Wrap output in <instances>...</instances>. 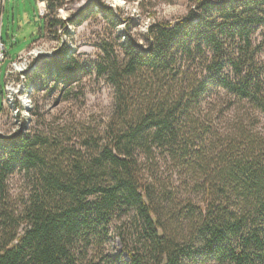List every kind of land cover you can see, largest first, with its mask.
Masks as SVG:
<instances>
[{
	"label": "trees",
	"instance_id": "trees-1",
	"mask_svg": "<svg viewBox=\"0 0 264 264\" xmlns=\"http://www.w3.org/2000/svg\"><path fill=\"white\" fill-rule=\"evenodd\" d=\"M46 1V27L58 36L73 20L55 11L73 0ZM98 11L121 21L107 5ZM261 26L264 0H193L176 21L150 23L142 40L123 26V40L103 43L93 66L66 43L43 57L28 84L44 78L69 100L85 76L104 75L113 110L106 124L79 128L80 149L65 145L70 132L24 125L0 135V193L14 170L36 179L20 209L0 203V264L113 263L99 248L113 232L116 263L124 252L129 264H264ZM55 147L66 152L53 156Z\"/></svg>",
	"mask_w": 264,
	"mask_h": 264
},
{
	"label": "rangeland",
	"instance_id": "rangeland-1",
	"mask_svg": "<svg viewBox=\"0 0 264 264\" xmlns=\"http://www.w3.org/2000/svg\"><path fill=\"white\" fill-rule=\"evenodd\" d=\"M41 1L0 0V135H10L25 125L32 132L59 133L63 139L70 135L71 139L65 140V145L80 149L79 141L74 137L79 128L96 127L108 121L113 110L112 86L104 75L96 77L93 73L85 76L68 94L69 100H64V92L51 89V82L44 78L37 85H28L29 78L37 79L31 74L40 71L38 63L43 57L51 58L58 46L66 43L69 54L72 50L93 66L101 56L103 43L117 46L123 40V26L133 38L142 40L150 23L176 21L187 13L193 0H99V6L94 4L96 0H73L55 11L62 19L73 20L58 29V36L49 33L46 27L43 15L48 13L47 9L40 13ZM102 5L120 14V23L114 25L113 18L103 16L98 11ZM263 28L255 30L253 40L256 42H264ZM64 132L70 134L62 135ZM61 150L53 148L52 155L60 156L66 152ZM35 184L33 171L14 170L6 177L0 203L20 209ZM185 188L179 186L182 194H186ZM126 218L122 217L120 221L128 222L129 218ZM112 226L116 227L115 219ZM124 236L129 242L135 239V234L128 230ZM120 239L118 233H110L108 240L99 247L113 262L107 264H129L130 259L124 252L121 254L123 263L113 261L122 248ZM93 250L92 246L88 248L87 258L93 255ZM189 264L215 263L204 261L201 256Z\"/></svg>",
	"mask_w": 264,
	"mask_h": 264
},
{
	"label": "built area",
	"instance_id": "built-area-1",
	"mask_svg": "<svg viewBox=\"0 0 264 264\" xmlns=\"http://www.w3.org/2000/svg\"><path fill=\"white\" fill-rule=\"evenodd\" d=\"M97 1V3H94V4H97L98 6H99V0H96ZM139 1V0H138ZM46 3V1L45 0H43V1H41V5H39V10H40V13L42 14L43 12L42 11H45L46 10V5H45V3ZM44 16V15H43ZM4 47V46H3ZM28 85H31V84H28ZM28 101H30V100H28Z\"/></svg>",
	"mask_w": 264,
	"mask_h": 264
}]
</instances>
